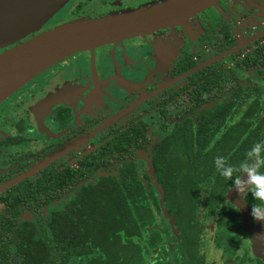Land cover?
I'll return each mask as SVG.
<instances>
[{
	"label": "flooded vegetation",
	"instance_id": "obj_1",
	"mask_svg": "<svg viewBox=\"0 0 264 264\" xmlns=\"http://www.w3.org/2000/svg\"><path fill=\"white\" fill-rule=\"evenodd\" d=\"M161 1L68 0L0 53L71 20ZM201 13L182 29L73 54L0 104V187L25 176L0 192V217L19 214V221L43 227L79 189V183L62 189L55 182L62 172L91 170L82 183L101 186L103 177L126 181L132 169L152 195L166 198L160 211L152 207L162 216L150 235L139 239L142 261L264 264L243 227L235 203L241 198L230 194L245 172L236 155L264 140V0H226L212 17ZM52 97L54 104L43 106ZM198 133L213 138L208 156ZM221 150L229 155L220 170L237 167L227 178L214 164ZM247 185L242 197L250 227L259 201Z\"/></svg>",
	"mask_w": 264,
	"mask_h": 264
},
{
	"label": "trees",
	"instance_id": "obj_2",
	"mask_svg": "<svg viewBox=\"0 0 264 264\" xmlns=\"http://www.w3.org/2000/svg\"><path fill=\"white\" fill-rule=\"evenodd\" d=\"M198 138L206 140L202 152L205 150L208 156L213 152V138L199 133ZM236 156L243 162L238 170L254 161L246 151L240 150ZM131 170L126 173V181L103 177L101 186L82 183L91 170L62 172L55 182L62 189L79 183V189L61 211L48 217L43 227L19 221V214L2 215L0 264H147L142 261L139 239L150 235L151 226L161 215L153 213L152 207L160 211L166 198L152 195ZM158 191L161 194L163 188ZM165 210L163 217L167 218ZM11 224L31 226L8 227Z\"/></svg>",
	"mask_w": 264,
	"mask_h": 264
},
{
	"label": "water",
	"instance_id": "obj_3",
	"mask_svg": "<svg viewBox=\"0 0 264 264\" xmlns=\"http://www.w3.org/2000/svg\"><path fill=\"white\" fill-rule=\"evenodd\" d=\"M67 1L0 0V49L17 43L35 31L52 14L62 9ZM218 2L219 0H163L99 18L78 19L18 43L0 53V104L48 68L73 54L183 26L190 18L214 7ZM200 68L202 66L182 77ZM54 99L56 97L48 99L43 106L54 104ZM47 163H42L35 170ZM24 178L25 176H21L0 187V192ZM238 187L241 191L243 186L239 183ZM242 196L240 195L242 202L235 201L238 207L239 204L244 206ZM248 231L252 237L254 255L264 261V220H255V225L250 226Z\"/></svg>",
	"mask_w": 264,
	"mask_h": 264
},
{
	"label": "clouds",
	"instance_id": "obj_4",
	"mask_svg": "<svg viewBox=\"0 0 264 264\" xmlns=\"http://www.w3.org/2000/svg\"><path fill=\"white\" fill-rule=\"evenodd\" d=\"M264 152V140L255 142L248 150L249 156L255 155L257 163L255 165H242V169L248 173L244 183L251 185L254 197L259 201V204L251 208V216L254 220H264V171H258L261 164H264V157L261 153ZM223 157L217 156L214 159L215 168L220 170V162ZM232 167L227 166L220 170V175L227 178L232 174ZM236 183H240L236 181ZM237 191H240L238 188Z\"/></svg>",
	"mask_w": 264,
	"mask_h": 264
},
{
	"label": "rangeland",
	"instance_id": "obj_5",
	"mask_svg": "<svg viewBox=\"0 0 264 264\" xmlns=\"http://www.w3.org/2000/svg\"><path fill=\"white\" fill-rule=\"evenodd\" d=\"M226 3V0H219V2L217 3V5H216V7L214 6V7H211L210 9H208V10H206L205 11V13L204 14H202L201 16H200V18L202 19L205 15H206V17L207 16H210V17H212L214 14H212V13H214V10L215 9H217V10H219V8L220 7H222V5L223 4H225ZM237 3V2H236ZM239 8H240V6H239ZM203 20H205V19H203ZM75 20H71V21H68V22H65V23H62V24H60V25H63V24H66V23H69V22H74ZM60 25H58V26H60ZM178 28H180V29H182V27H178ZM227 155H229V152H226L225 150L224 151H220L219 152V156L220 157H227ZM261 156L262 157H264V152H262L261 153ZM255 158V157H254ZM256 159V158H255ZM210 162H211V160H210ZM256 163H257V160L255 161ZM229 164H231V162L229 163ZM208 165V164H207ZM229 166V165H228ZM207 167V166H206ZM230 167H232V166H230ZM207 169H209V166L207 167ZM232 169H233V171H235L236 172V170H237V167H232ZM233 171H232V173H233ZM258 171H264V164H261L260 165V167L258 168ZM243 178H242V180L241 181H239L240 182V185H242L243 187L241 188V191H237V189L238 188H240V187H236V192L234 191V190H232L231 192H230V194L232 193V195H234V194H236V196H240V195H242V191L244 190V188H245V186H246V184L247 183H244V181L246 180V178H247V176H248V173L245 171L243 174ZM245 185V186H244ZM230 194L228 195V196H230ZM239 194V195H238ZM230 198V197H229ZM233 200V199H232ZM239 210L241 211V220H243L244 219V221H248V214H247V211H246V208H245V206H243V205H240L239 204ZM247 221L246 222H244V225H243V227L245 228V229H247L248 230V228H249V225H247L246 223H247ZM242 224H243V222H242Z\"/></svg>",
	"mask_w": 264,
	"mask_h": 264
},
{
	"label": "crops",
	"instance_id": "obj_6",
	"mask_svg": "<svg viewBox=\"0 0 264 264\" xmlns=\"http://www.w3.org/2000/svg\"><path fill=\"white\" fill-rule=\"evenodd\" d=\"M248 185L246 184V187H247Z\"/></svg>",
	"mask_w": 264,
	"mask_h": 264
}]
</instances>
